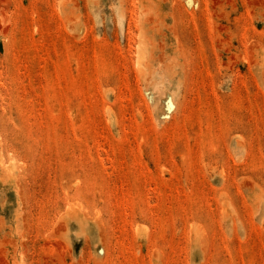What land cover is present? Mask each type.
Listing matches in <instances>:
<instances>
[{"label": "rangeland", "instance_id": "rangeland-1", "mask_svg": "<svg viewBox=\"0 0 264 264\" xmlns=\"http://www.w3.org/2000/svg\"><path fill=\"white\" fill-rule=\"evenodd\" d=\"M0 264H264V0H0Z\"/></svg>", "mask_w": 264, "mask_h": 264}]
</instances>
